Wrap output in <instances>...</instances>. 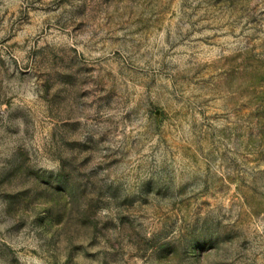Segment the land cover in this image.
Listing matches in <instances>:
<instances>
[{
	"label": "rangeland",
	"instance_id": "rangeland-1",
	"mask_svg": "<svg viewBox=\"0 0 264 264\" xmlns=\"http://www.w3.org/2000/svg\"><path fill=\"white\" fill-rule=\"evenodd\" d=\"M0 264H264V0H0Z\"/></svg>",
	"mask_w": 264,
	"mask_h": 264
}]
</instances>
